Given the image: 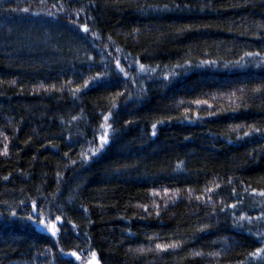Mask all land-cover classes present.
I'll return each mask as SVG.
<instances>
[{"label":"trees","instance_id":"obj_1","mask_svg":"<svg viewBox=\"0 0 264 264\" xmlns=\"http://www.w3.org/2000/svg\"><path fill=\"white\" fill-rule=\"evenodd\" d=\"M97 261L264 264V0H0V264Z\"/></svg>","mask_w":264,"mask_h":264},{"label":"snow or ice","instance_id":"obj_2","mask_svg":"<svg viewBox=\"0 0 264 264\" xmlns=\"http://www.w3.org/2000/svg\"><path fill=\"white\" fill-rule=\"evenodd\" d=\"M84 31L85 32L88 31L87 27H84ZM141 69H143V65H141ZM105 119L107 120V118H105ZM107 143H108V138H107V134H105V136L102 137V145L101 146H103V144H107ZM5 154H6V152H5ZM45 227H49V225H45ZM50 227L52 229V235H56V225L51 224ZM73 255H75V254H73ZM94 257H95V253H93V258ZM96 264H99V262L97 261Z\"/></svg>","mask_w":264,"mask_h":264}]
</instances>
